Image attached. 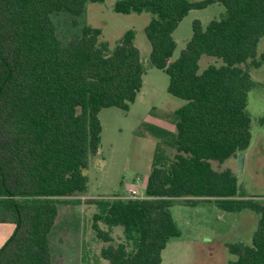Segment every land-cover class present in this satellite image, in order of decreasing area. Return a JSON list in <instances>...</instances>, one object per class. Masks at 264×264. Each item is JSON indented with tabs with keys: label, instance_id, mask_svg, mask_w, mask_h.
Returning a JSON list of instances; mask_svg holds the SVG:
<instances>
[{
	"label": "trees",
	"instance_id": "1",
	"mask_svg": "<svg viewBox=\"0 0 264 264\" xmlns=\"http://www.w3.org/2000/svg\"><path fill=\"white\" fill-rule=\"evenodd\" d=\"M102 1L0 0V223L14 225L0 246V264H53L48 237L57 205L87 190L83 169L101 145L99 111H128L142 87L133 30L112 50L91 26L67 42L55 34L51 13L79 16L86 3ZM213 4L225 14L205 26L193 20L190 39L170 60L179 22ZM113 8L152 13L144 27L149 61L169 76L168 93L184 103L174 112V133L149 127L157 141L143 197L93 202L101 256L109 264H160L161 250L179 235L173 201L213 198L223 210L258 214L251 243L227 245L235 255L229 264H264V202L235 198V178L210 168V160L250 144L253 83L242 64L255 58L264 35V0H117ZM204 56L220 62L200 69ZM259 122L264 126V116ZM116 226L120 241L112 236Z\"/></svg>",
	"mask_w": 264,
	"mask_h": 264
},
{
	"label": "rangeland",
	"instance_id": "2",
	"mask_svg": "<svg viewBox=\"0 0 264 264\" xmlns=\"http://www.w3.org/2000/svg\"><path fill=\"white\" fill-rule=\"evenodd\" d=\"M117 0L88 2L84 12L73 16L60 11L50 14L55 34L62 41L81 35L84 26L100 30L99 42L113 49L127 30L134 32V44L139 49L144 68L143 83L129 110L106 107L99 111L101 145L93 160L83 169L87 176V190L74 196V201L59 202L58 214L49 244L53 264H109L100 250L104 243L92 228L93 215L98 211L93 203L100 199L124 198L125 186H132L139 195L144 193L152 155L157 139L148 136L149 127L175 132L174 112L184 101L168 93L169 76L149 61L150 44L144 34L152 13H119L113 8ZM198 1V0H190ZM225 14L221 4L203 9H192L179 22L173 32L176 47L170 60H175L192 35V21L197 19L205 26L212 19ZM220 60L204 56L200 69ZM242 67L249 73L252 86L248 92L247 111L250 117L251 140L243 151L239 165L237 153L223 160H210V168L217 173L234 177L238 186L235 198H252L264 202V35L260 38L256 56ZM76 200V201H75ZM170 212L179 228V235L171 237L161 250L160 264H229L235 255L227 245L250 244L256 228L258 214L244 208L240 211L221 209L213 198L175 199ZM105 229L104 224H99ZM14 225L0 224V246L12 234ZM112 236L120 241L122 228H113Z\"/></svg>",
	"mask_w": 264,
	"mask_h": 264
},
{
	"label": "built area",
	"instance_id": "3",
	"mask_svg": "<svg viewBox=\"0 0 264 264\" xmlns=\"http://www.w3.org/2000/svg\"><path fill=\"white\" fill-rule=\"evenodd\" d=\"M142 195H139L137 190L135 188L129 189L128 195H126L124 198H141Z\"/></svg>",
	"mask_w": 264,
	"mask_h": 264
},
{
	"label": "crops",
	"instance_id": "4",
	"mask_svg": "<svg viewBox=\"0 0 264 264\" xmlns=\"http://www.w3.org/2000/svg\"><path fill=\"white\" fill-rule=\"evenodd\" d=\"M147 135H148V136H149V135L152 136L150 133H147ZM155 144H156V143H155ZM98 152H99V151H98ZM97 154H98V153H97ZM93 160H95V162H96L98 165H100V162L98 161L99 159H98L97 155L93 158ZM129 189H133V187L130 186V185L125 186L124 189H123V194L129 192ZM142 196H143V194H142ZM0 224H6V223H0Z\"/></svg>",
	"mask_w": 264,
	"mask_h": 264
},
{
	"label": "water",
	"instance_id": "5",
	"mask_svg": "<svg viewBox=\"0 0 264 264\" xmlns=\"http://www.w3.org/2000/svg\"><path fill=\"white\" fill-rule=\"evenodd\" d=\"M243 153L242 152H238L237 153V156H238V158H239V165L241 164V162H242V157H243Z\"/></svg>",
	"mask_w": 264,
	"mask_h": 264
}]
</instances>
